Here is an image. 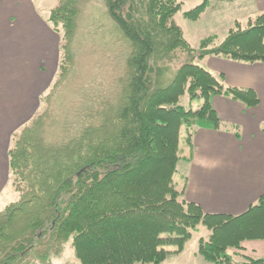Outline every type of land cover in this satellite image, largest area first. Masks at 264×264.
Masks as SVG:
<instances>
[{"label": "trees", "instance_id": "trees-1", "mask_svg": "<svg viewBox=\"0 0 264 264\" xmlns=\"http://www.w3.org/2000/svg\"><path fill=\"white\" fill-rule=\"evenodd\" d=\"M73 3L60 0L51 15L54 23L57 13L65 19L69 38L75 24ZM104 3L131 46L123 98L113 120L103 117L107 106L98 109L92 103L85 113L98 119L80 138L43 143L36 134L39 125L24 130L9 152L10 167L24 185L18 189L20 199L0 211V264H22L33 253L37 259L49 258L71 239L81 264H161L183 251L199 223L211 234L200 239L198 254L213 264H235L226 252L246 240H264V195L243 214H209L183 200L175 175L182 131L188 145L196 126L220 128L213 97L252 107L259 102L257 94L225 86L223 75L194 61L167 77V61L175 51L193 53L174 20L182 8L179 0ZM207 7L205 2L187 15L199 19ZM242 24L237 21L217 46L216 39H205L206 47L194 59L213 55L264 62V14L248 19L246 28ZM185 95L203 100L202 106L186 109L179 104ZM245 259L244 264H264L261 258Z\"/></svg>", "mask_w": 264, "mask_h": 264}, {"label": "rangeland", "instance_id": "rangeland-1", "mask_svg": "<svg viewBox=\"0 0 264 264\" xmlns=\"http://www.w3.org/2000/svg\"><path fill=\"white\" fill-rule=\"evenodd\" d=\"M73 1L72 18L75 24L69 38V29L62 16L57 13L55 18L58 22L51 21L52 12L60 0H0V23H4L0 25L5 26L0 27V211L20 199L18 189L24 183L10 167L9 152L16 147L25 129L39 125L36 134L39 132L38 137L43 143H60L70 136L80 138L91 130L92 122L98 119L85 113L92 103L98 109L107 106L109 110L102 111L103 117L113 120L116 105H120L123 98L130 44L110 18L104 0ZM179 2L182 8L174 20L183 30L193 53L179 49L170 56L167 61L169 79L183 64L192 61L209 70V58L216 56L194 59L206 47L202 46V42L213 38L216 39L215 46L221 44L235 28L237 20L234 22V18L243 19L249 12L246 5L239 4L241 9H238V0ZM205 2L208 7L201 17L189 18L188 12ZM249 16H252L249 19L254 18L252 14ZM23 21L33 28L27 31V37L14 34L13 38H4L9 27ZM241 23L246 28L247 21ZM215 46L211 45L210 48ZM179 104L186 109L197 110L203 100H192L185 95ZM67 123L73 124L74 129L68 127ZM111 124L108 126L110 131L113 130ZM68 128H71L70 132ZM181 137L182 158L178 170L186 168L183 155L189 149L184 131ZM177 200L182 203L184 199ZM210 234L209 227L197 224L183 249H186L185 252L173 253L170 259L161 264L204 263L205 260L198 254V245L200 239L206 241ZM166 248L175 249L173 245ZM232 250L234 248L226 252L231 260L235 264H244L246 256ZM35 254H31L22 264H81L72 239L64 243L60 253L49 258L37 259Z\"/></svg>", "mask_w": 264, "mask_h": 264}, {"label": "crops", "instance_id": "crops-1", "mask_svg": "<svg viewBox=\"0 0 264 264\" xmlns=\"http://www.w3.org/2000/svg\"><path fill=\"white\" fill-rule=\"evenodd\" d=\"M239 4L246 5L249 12L243 19L234 18V22L248 21L252 17L249 14L254 18L264 14V0H238L241 9ZM8 29L4 38H13L14 34L27 37V31L33 28L23 21ZM209 71L223 75L225 86L253 90L259 102L249 107L230 97H213L220 128L196 126L191 131L183 160L186 168L178 170L175 180L182 198L200 205L205 213L240 215L264 195V62L210 57ZM234 250L241 256L264 259V240H246Z\"/></svg>", "mask_w": 264, "mask_h": 264}]
</instances>
